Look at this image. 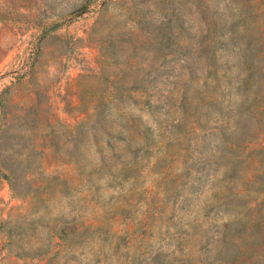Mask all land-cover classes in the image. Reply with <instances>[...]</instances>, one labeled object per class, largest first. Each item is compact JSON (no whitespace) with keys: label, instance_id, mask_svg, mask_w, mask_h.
Masks as SVG:
<instances>
[{"label":"rangeland","instance_id":"374dc122","mask_svg":"<svg viewBox=\"0 0 264 264\" xmlns=\"http://www.w3.org/2000/svg\"><path fill=\"white\" fill-rule=\"evenodd\" d=\"M176 2L186 31L173 23L139 109L128 70L153 59L146 33L170 0H0V264H264V81L246 110L253 95L231 78L244 54L264 75V23L208 29L194 0ZM202 46L206 86L196 69L188 103L170 102ZM214 55L231 65L220 87ZM101 66L120 73L123 104L148 126L147 145L115 139L121 156L139 154L134 194L106 182L91 135L80 149V107L97 104Z\"/></svg>","mask_w":264,"mask_h":264},{"label":"trees","instance_id":"16d2710c","mask_svg":"<svg viewBox=\"0 0 264 264\" xmlns=\"http://www.w3.org/2000/svg\"><path fill=\"white\" fill-rule=\"evenodd\" d=\"M168 9H163L161 12V21L159 24H151L146 33L147 41L150 43L148 52L153 55V59L143 66L140 63L130 65V82L132 88H140V92L133 96V102L138 105L139 109H143L146 105L150 106V98H148V91L145 86L141 84L146 80L144 75L151 70H156L163 62L164 58L170 50L168 47L173 39V23L178 30H185L184 18L181 14V9L177 6L176 0H170ZM193 6L200 11V18L204 20L207 28H237L242 25L246 28H255L264 23L262 12H258L256 8H260L264 4V0H244L246 7H241V0H194ZM234 29V30H235ZM207 32V31H206ZM186 33V32H185ZM187 34V33H186ZM255 37V36H253ZM249 38V37H247ZM157 41V45L151 47L153 40ZM222 39H220L221 41ZM136 47H133L135 53ZM201 56H198L194 65H189L190 71L187 76L181 75L174 79L172 87L167 90L166 99L171 101L181 100L183 105L188 103V93L193 89L189 83L194 75V70L198 69L203 73L202 84L206 86V78L208 74L209 65L207 63L206 47H201ZM254 54V51L252 52ZM221 55L213 56V64L215 65L214 74L216 77V86L220 87L223 78L227 75L228 66L231 65L227 58ZM226 67V68H224ZM236 72L231 78L234 79L236 87L246 92L248 96L247 104L244 109L249 108L259 100L256 94V88L259 87L260 81L264 75L261 74L262 69L258 63L248 58V54H244L242 63L236 64ZM120 73L112 74L111 71L106 70L103 66L100 67L99 74L93 75L94 78L101 82L99 89L98 102L92 108H87L85 94H80V113L85 117L80 123V149L83 139L91 135L93 145L95 147L94 154H97V161L106 167V182L118 183L123 185L125 190L130 191L131 194L136 193L137 185V163L140 161L138 152L131 151L130 155L121 156L120 150L116 145V140L123 136L127 138L128 133H134L138 136L136 141L132 136H128L126 149H131L132 144L143 142L144 145L148 144L150 135L144 132L147 126L146 121L140 113L136 112L131 107H126L123 104L126 97H132L128 93L130 87H126L127 83L123 77L118 76ZM159 76V74H156ZM118 76V77H117ZM230 78V79H231ZM150 80V79H148ZM194 90V89H193ZM264 98V96L260 97ZM160 99V96H157ZM171 116H167L168 119ZM88 126V127H87ZM130 134V135H131ZM136 145V144H135ZM81 152V150H80ZM110 153V154H109ZM113 161L110 162V158ZM146 211L149 213L150 209H154V215L157 216L159 208L155 196H152L148 202L145 203ZM153 215V217H154ZM138 223V222H137ZM132 223V226H135ZM144 224H141L137 229H141Z\"/></svg>","mask_w":264,"mask_h":264}]
</instances>
